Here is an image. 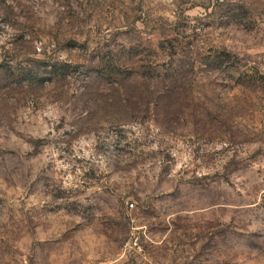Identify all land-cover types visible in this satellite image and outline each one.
I'll return each instance as SVG.
<instances>
[{
  "label": "rangeland",
  "instance_id": "obj_1",
  "mask_svg": "<svg viewBox=\"0 0 264 264\" xmlns=\"http://www.w3.org/2000/svg\"><path fill=\"white\" fill-rule=\"evenodd\" d=\"M0 264H264V0H0Z\"/></svg>",
  "mask_w": 264,
  "mask_h": 264
},
{
  "label": "built area",
  "instance_id": "obj_2",
  "mask_svg": "<svg viewBox=\"0 0 264 264\" xmlns=\"http://www.w3.org/2000/svg\"><path fill=\"white\" fill-rule=\"evenodd\" d=\"M131 206H133V204H131Z\"/></svg>",
  "mask_w": 264,
  "mask_h": 264
}]
</instances>
